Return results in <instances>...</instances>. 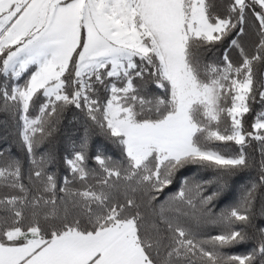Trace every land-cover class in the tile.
Segmentation results:
<instances>
[{
  "label": "snow or ice",
  "instance_id": "snow-or-ice-1",
  "mask_svg": "<svg viewBox=\"0 0 264 264\" xmlns=\"http://www.w3.org/2000/svg\"><path fill=\"white\" fill-rule=\"evenodd\" d=\"M0 115V264H264V0H0Z\"/></svg>",
  "mask_w": 264,
  "mask_h": 264
},
{
  "label": "trees",
  "instance_id": "trees-1",
  "mask_svg": "<svg viewBox=\"0 0 264 264\" xmlns=\"http://www.w3.org/2000/svg\"><path fill=\"white\" fill-rule=\"evenodd\" d=\"M233 57L235 58V53H233ZM256 107L258 109V106H256ZM74 113H75L74 109L69 110L68 112L65 113L64 122L60 127V133L58 134L56 141H55V143L59 146L61 155L63 154V147H64L63 142L65 140V137L69 134L78 133L80 131L79 124H76V125L69 124V121H71L73 119ZM4 119H6V117L3 115H0V121H2ZM247 121H248V124L251 123V121H252L251 115H249L247 117ZM8 128L9 129L11 128L10 122H9ZM4 133H5V128L3 126H0V135H3ZM104 144H105V142L103 141L102 138H96L94 141L93 147L95 148L96 145H104ZM107 151L110 154H113V155L116 154L115 150L110 145L107 146ZM202 175L209 176V175H211V173L210 172L209 173H202ZM254 177H255L254 171L245 170V171L237 173L234 177L230 178L229 183L232 186V194L228 199H224L223 197H221V199L216 202L215 210L218 212V211H220V209L225 207L228 203L233 202L236 199V197L239 195L241 185L247 183L249 180L253 179ZM176 187H177V185H173L172 187L165 189V192L163 194H161L157 203L162 202L164 197L169 192L176 190ZM211 191H212V189L209 188L207 190L206 194H210ZM208 230L212 231V232L215 231V229H211V228ZM250 247H251L250 244H244V245H238L234 248L226 249V251L233 253V254H242V253L246 252Z\"/></svg>",
  "mask_w": 264,
  "mask_h": 264
}]
</instances>
